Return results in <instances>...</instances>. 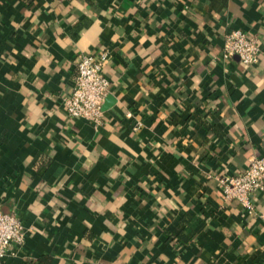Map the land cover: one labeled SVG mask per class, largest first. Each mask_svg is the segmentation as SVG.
I'll return each instance as SVG.
<instances>
[{
    "label": "crops",
    "instance_id": "crops-1",
    "mask_svg": "<svg viewBox=\"0 0 264 264\" xmlns=\"http://www.w3.org/2000/svg\"><path fill=\"white\" fill-rule=\"evenodd\" d=\"M264 0H0V209L29 228L0 264H264L253 210L218 178L264 155ZM108 51L103 122L66 113Z\"/></svg>",
    "mask_w": 264,
    "mask_h": 264
},
{
    "label": "built area",
    "instance_id": "built-area-1",
    "mask_svg": "<svg viewBox=\"0 0 264 264\" xmlns=\"http://www.w3.org/2000/svg\"><path fill=\"white\" fill-rule=\"evenodd\" d=\"M264 56V43L256 36L237 28L224 36L223 57H238L244 64H257ZM108 51L83 52L77 60V74L71 93L65 97V110L71 118L85 119L99 125L105 115L104 101L111 89L105 73ZM226 199H236L249 210L253 192H264V155L253 156L247 168L236 175L218 178ZM29 228L15 212L0 209V263L21 248Z\"/></svg>",
    "mask_w": 264,
    "mask_h": 264
}]
</instances>
